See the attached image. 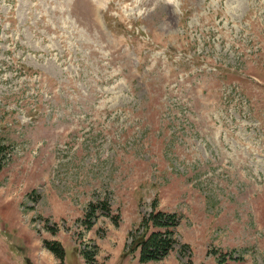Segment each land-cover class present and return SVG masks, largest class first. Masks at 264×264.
Instances as JSON below:
<instances>
[{
	"label": "rangeland",
	"instance_id": "obj_1",
	"mask_svg": "<svg viewBox=\"0 0 264 264\" xmlns=\"http://www.w3.org/2000/svg\"><path fill=\"white\" fill-rule=\"evenodd\" d=\"M0 164V264H264V0H0Z\"/></svg>",
	"mask_w": 264,
	"mask_h": 264
},
{
	"label": "trees",
	"instance_id": "obj_2",
	"mask_svg": "<svg viewBox=\"0 0 264 264\" xmlns=\"http://www.w3.org/2000/svg\"><path fill=\"white\" fill-rule=\"evenodd\" d=\"M89 204H90V203H89ZM90 205H91V204H90ZM167 215L170 217L169 213H167ZM148 218H149V217H148ZM157 224H163V225H164V224H166V222H164V223H159V221H158ZM133 242H134V243H132L133 246L136 245V244H139V243L141 242L140 256L143 257V258L148 257V255L146 254L147 251H152V250H156V251H158V248H156V247H158L159 245L156 246V247H155L154 249H152V250L149 249L150 246H152V245H154V244H161V247H164V246H165V245L163 244V242L160 243L161 241H157V240H155V238H152L151 240L148 239V238H146V239L143 240V238H142L141 235H139V237H137L136 239H134ZM54 245H55V244H54ZM142 245H143V247H142ZM145 245H146V247H144ZM50 246L52 247V249L55 250V252L57 251V254H58V255L61 256V252H62V250L59 251V248H58V250H57V249L55 248L56 245H55V247L52 246V245H50ZM161 251H164V250H161Z\"/></svg>",
	"mask_w": 264,
	"mask_h": 264
}]
</instances>
